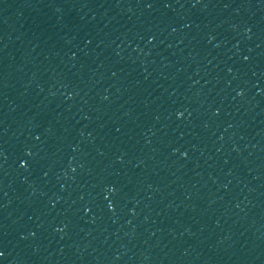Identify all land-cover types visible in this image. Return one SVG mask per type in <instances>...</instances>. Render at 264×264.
<instances>
[{
	"label": "water",
	"instance_id": "obj_1",
	"mask_svg": "<svg viewBox=\"0 0 264 264\" xmlns=\"http://www.w3.org/2000/svg\"><path fill=\"white\" fill-rule=\"evenodd\" d=\"M0 264H264V0H0Z\"/></svg>",
	"mask_w": 264,
	"mask_h": 264
}]
</instances>
